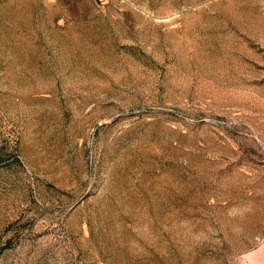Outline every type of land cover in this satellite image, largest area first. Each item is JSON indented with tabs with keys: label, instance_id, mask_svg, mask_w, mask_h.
Instances as JSON below:
<instances>
[{
	"label": "rangeland",
	"instance_id": "obj_1",
	"mask_svg": "<svg viewBox=\"0 0 264 264\" xmlns=\"http://www.w3.org/2000/svg\"><path fill=\"white\" fill-rule=\"evenodd\" d=\"M0 264H264V0H0Z\"/></svg>",
	"mask_w": 264,
	"mask_h": 264
}]
</instances>
